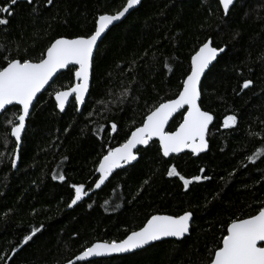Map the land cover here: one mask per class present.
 Wrapping results in <instances>:
<instances>
[{
    "label": "trees",
    "instance_id": "obj_1",
    "mask_svg": "<svg viewBox=\"0 0 264 264\" xmlns=\"http://www.w3.org/2000/svg\"><path fill=\"white\" fill-rule=\"evenodd\" d=\"M126 2L19 0L7 31L0 26V43L11 57L35 62L57 38L91 35L100 15H114ZM8 3L0 0V6ZM208 38L213 46H226L201 85L200 106L215 117L208 153L165 159L153 142L139 151L135 165L69 210L74 186L82 184L87 192L97 182L103 155L125 143L159 103L177 97L192 56ZM74 73L72 67L59 75L36 101L16 169V142L7 124L13 109L0 117V264H66L93 243L126 238L152 215L185 211L193 221L184 240L93 264H208L209 250L222 247L231 220L255 215L264 204V156L255 163L247 159L264 148V0H239L227 16L219 0H143L99 44L82 112L73 100L61 113L55 92L73 87ZM244 79L254 85L237 95ZM125 88L131 90L127 98L121 95ZM184 114L168 131L177 129ZM232 114L238 125L226 129L224 120ZM172 166L186 178L210 179L186 190L179 177L167 175ZM60 174L63 181L53 179ZM33 228L40 231L24 244Z\"/></svg>",
    "mask_w": 264,
    "mask_h": 264
},
{
    "label": "snow or ice",
    "instance_id": "obj_2",
    "mask_svg": "<svg viewBox=\"0 0 264 264\" xmlns=\"http://www.w3.org/2000/svg\"><path fill=\"white\" fill-rule=\"evenodd\" d=\"M53 2L54 0H46V5H53ZM140 2L141 0H127L126 5L116 14L100 15L96 21L95 31L91 35L73 39L64 37L55 39L35 62L27 58L21 61L18 57H11L7 45L0 43V114L9 111L6 106H12V119L8 120L7 124L11 127L10 135L16 142V158L12 162L13 167L16 166V160L19 159L21 133L26 128V118L31 115L30 109L35 107L34 102L38 100L37 94L45 89L46 85H49L59 70L71 71L72 67L78 66L74 73L78 82L69 90L55 92V100L61 111L65 110L66 102L73 94L76 103L83 104L85 95L89 91L90 68L98 39L102 37L109 25L120 20ZM18 3L19 0H9L7 6H0V26L4 27L5 32L7 31L6 26L10 23L9 18L15 14L14 6ZM26 3L32 5L33 0H26ZM219 3L223 6L225 16L228 15L230 8L235 6V0H219ZM36 11L37 9L34 7L33 12ZM225 51L226 46H213L211 38L202 43L191 58V72L184 79L182 90L178 92L177 97L159 103L147 114L142 126L132 131L125 143L117 148L109 149L107 154L103 155L97 169L100 176L95 184L96 188H100L104 184L114 169L131 165L132 162L137 161L139 152L137 146H148L154 137L158 138L164 157L180 153L185 148L191 149L193 153H200L208 149L206 135L209 132L213 116L209 112L201 110L198 103L201 98V77L206 69H209L210 65L217 61L220 54ZM253 85L252 79H244L240 91L236 94L239 95ZM130 91L125 88L121 95L127 98ZM17 106H22V111ZM185 106H187V111L183 115V122L178 129L165 131L169 119ZM237 125L238 115L232 114L225 118L223 127L227 129ZM111 127L116 130L117 125L112 123ZM134 149L136 151H133ZM262 156H264V148L257 150L247 159L255 163ZM200 171L203 173L205 170L201 168ZM167 175L179 177L186 190L194 182L210 179L207 175L186 178L177 171L175 166L167 170ZM57 178L63 181L65 176L63 174L53 176V179ZM74 187L75 198L71 200L69 208L82 199L84 185ZM192 221L193 213L191 211H185L182 215L175 216L152 215L139 230L131 231L126 238L119 241L93 243L77 255L75 261L93 264V260L90 258L132 253L134 250L143 249L152 242L166 237L184 238L186 234L190 233ZM226 230L227 235L222 237V247H218L214 251L209 250V255L212 258L208 264H264V246H258V242H264V204L255 215L244 219H232ZM38 231H40L39 228H33L30 235L23 237V243L31 241ZM16 251L17 249H13L14 253ZM0 260H4V257H0ZM67 264H74V261L69 260Z\"/></svg>",
    "mask_w": 264,
    "mask_h": 264
},
{
    "label": "water",
    "instance_id": "obj_3",
    "mask_svg": "<svg viewBox=\"0 0 264 264\" xmlns=\"http://www.w3.org/2000/svg\"><path fill=\"white\" fill-rule=\"evenodd\" d=\"M142 1H143V0H141V2H140L138 5L134 6L133 9H130L129 12L126 13L124 17H121V18H120V20H118V21H114L113 24L109 25L108 29L105 30V33L102 34V37H101L100 39H98V42H97V49H98V47H99V44L102 42V40L104 39V37L107 35V33H108L113 27H115V26H117L118 24L122 23V22H123V21H124V20H125V19H126V18H127V17H128L133 11H134V10H136V9L141 5ZM237 1H239V0H235V4L237 3ZM221 7H222V9H223V6H222V5H221ZM231 8H232V7H231ZM231 8H230V9H231ZM223 12H224V11H223ZM97 49H94V57H95V54H96ZM224 53H225V52H224ZM224 53H223V54H224ZM223 54H220V56H222ZM194 55H195V54H194ZM220 56H219V57H220ZM219 57H218V59H219ZM93 60H94V59H93ZM217 61H218V60H217ZM217 61H214L213 64L210 65L209 69H206L205 73L202 75V77H201L200 89H201V85H202V82H203L205 76L207 75V73L210 71V69L213 67V65H214ZM70 67H71V66H70ZM76 67H78V66H74V68H76ZM66 71H67V69L59 70L58 73L54 76L53 80L49 82V85H46V86H45V89H42L41 92L37 94L38 98H39V97H40V96H41V95H42V94H43V93H44V92H45V91L51 86V84H52V83L58 78L59 75H61L62 73L66 72ZM92 71H93V62H92L91 68H90V75H89V91H88V93H86V95H85V102H84L83 104H77V103H76L77 106H78L79 112H82V110H83V108H84V106H85V104H86V101H87V99H88V96H89L90 90H91V85H92ZM77 82H78V81H77V79L75 78V83H74V85H75ZM68 90H69V89H68ZM64 91H66V90H64ZM201 98H202V95H201ZM201 98H200V100L198 101L199 104H200V102H201ZM54 99H55V97H54ZM73 99H75L74 94H73L72 96H70L69 99H68V101L66 102L65 110H64V111H61V110L59 109V107H58V105H57V101L55 100V103H56V105H57L58 110H59L61 113H65L66 110H67V108H68V106H69V104L71 103V101H72ZM34 103H36V101H35ZM6 107H8V108H12V106H6ZM17 107H19V108L21 109V111H22V106H17ZM200 107H201V106H200ZM32 109H33V108H32ZM32 109H30L31 112H32ZM201 110H203V109L201 108ZM186 111H187V106H185V107H184L183 109H181L179 112L174 113L173 116L169 119L168 124H166V126H165V131H168V128H169L171 122L174 120V118H175L176 116H178V115H179L180 113H182V112H185V114H186ZM203 111H204V110H203ZM2 115H3V114H0V117H1ZM211 115H212V114H211ZM212 116H213V120H212V122H211L210 125H209V131H210V128L212 127V125H213L214 122H215V117H214V115H212ZM29 117H30V116H29ZM29 117L26 118V127H27V121H28ZM182 122H183V121H182ZM182 122H181V123H182ZM178 127H179V126H178ZM178 127H177V129H178ZM177 129H176V130H177ZM25 131H26V128H25V130H22V133H21V143H20V148H19V157H20V149H21V146H22V141H23V137H24ZM208 134H209V132H208ZM208 134L206 135V139H207V140H208ZM130 136H131V135H130ZM152 142H158V143H159V140H158V138H155V137H154L153 140L149 142V145H148V146L138 145L137 148L139 149V151H140V150H145V149H147V148L150 146V144H151ZM208 144H209V143H208ZM159 146H160V145H159ZM116 148H117V147H116ZM133 151H136V149H134ZM208 151H209V147H208L207 150H205V151H203V152H200V153H193V152L191 151V149H189V148H185V149H183L180 153H173V154H170L169 157H164V156H163V157H164L165 159H170V158L173 157V156H179V155H182V154H185V153H190V154H192L194 157H199V156H201V155H203V154L208 153ZM161 152H162V150H161ZM137 155H138V160H139V158H140L139 152H138ZM162 155H163V153H162ZM15 158H16V155H15ZM138 160L132 162L131 165H124V166L121 167V168L114 169L113 172L108 176L107 180L104 182V184L101 185L100 188H96L95 185H94L93 188H92L90 191L83 192V193H82V199H81L80 201H78L76 205H73L71 208L68 207V209H69V210H73L77 205H79L80 203H82L84 200L88 199L92 194L101 191V190L106 186V184L108 183V181L111 179V177H112L113 175H115L117 172H119V171H121V170H124V169H126V168H129V167L135 165V164L138 162ZM18 164H19V159L16 160V166L14 167L15 169L18 167ZM98 167H99V165H98ZM97 169H98V168H97ZM96 175L98 176V180H99L100 173H99L98 171L96 172ZM98 180H97V182H98ZM95 184H96V183H95ZM74 198H75V197H74ZM157 215H165V214H157ZM191 225H192V222H191ZM191 225H190V229H191ZM190 231H191V230H190ZM189 235H190V233H189V234H186V236H185L184 238H175V237H166V238H162L161 240L154 241V242H152L150 245L145 246V248H143V249L134 250V252H132V253L113 254V255H111V256L96 257V258H90V259H92L93 261H95V260H102V259H110V258H113V257H122V256L133 255V254H136V253H138V252H140V251H142V250H145V249H147V248H149V247H151V246H153V245H155V244H157V243L163 242V241L173 240V241H178V242H180V241L184 240L185 238L189 237ZM263 245H264V242H258V246H263ZM75 258H76V257H74V258L72 259V261H74V264L83 263V262H76V261H75ZM66 264H67V263H66Z\"/></svg>",
    "mask_w": 264,
    "mask_h": 264
},
{
    "label": "bare ground",
    "instance_id": "obj_4",
    "mask_svg": "<svg viewBox=\"0 0 264 264\" xmlns=\"http://www.w3.org/2000/svg\"><path fill=\"white\" fill-rule=\"evenodd\" d=\"M73 100L75 101V99H73ZM73 100H72V101H73ZM72 101H71V102H72ZM75 102H76V101H75ZM70 104H71V103H70ZM70 104H69V105H70ZM57 109H58V108H57ZM58 111H59V110H58ZM59 112H60V111H59ZM152 143H153V142H152ZM96 172H97V171H96ZM97 177H98V176H97Z\"/></svg>",
    "mask_w": 264,
    "mask_h": 264
},
{
    "label": "rangeland",
    "instance_id": "obj_5",
    "mask_svg": "<svg viewBox=\"0 0 264 264\" xmlns=\"http://www.w3.org/2000/svg\"><path fill=\"white\" fill-rule=\"evenodd\" d=\"M82 192H83V190H82Z\"/></svg>",
    "mask_w": 264,
    "mask_h": 264
}]
</instances>
